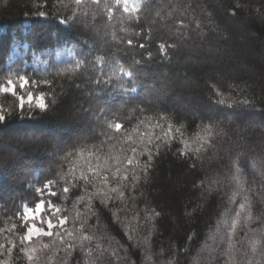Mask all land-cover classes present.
I'll return each mask as SVG.
<instances>
[{"label": "trees", "instance_id": "trees-1", "mask_svg": "<svg viewBox=\"0 0 264 264\" xmlns=\"http://www.w3.org/2000/svg\"><path fill=\"white\" fill-rule=\"evenodd\" d=\"M124 7L0 0V87L15 86L0 91V264H225L228 254L235 264H264V0ZM49 181L57 196L44 199L68 218L71 256L58 236L21 243L16 210ZM114 186L125 196L113 194L106 208L93 194ZM245 197L252 217L244 225L242 212L229 247ZM218 227L223 247L209 252Z\"/></svg>", "mask_w": 264, "mask_h": 264}, {"label": "snow or ice", "instance_id": "snow-or-ice-1", "mask_svg": "<svg viewBox=\"0 0 264 264\" xmlns=\"http://www.w3.org/2000/svg\"><path fill=\"white\" fill-rule=\"evenodd\" d=\"M92 3L96 4L99 2V0H91ZM120 0H117V3H119ZM75 5L79 6L82 4V0H74ZM124 3V11L127 12L128 9V0H123ZM136 7H133V11L136 10ZM40 16H44L45 13L44 12H40L39 13ZM129 44L132 43V41H128ZM140 47H144V45H140ZM161 50H163L164 45H161ZM125 75L131 76L132 73L131 72H126ZM20 88L23 89L25 87V84L27 83V81L25 80L24 76L20 77ZM0 91L3 92H9V93H14L15 92V86L13 85V82L11 80L8 81V87H0ZM27 99L29 102L32 101L33 99V95L32 93H28ZM20 102H21V106H23L24 104V97L21 96L20 97ZM39 106L41 108L44 107L43 104V100L42 98H40V104ZM4 117L0 116V120H3ZM123 125L121 123H115L114 124V129L115 131L118 133L120 132V130L122 129ZM108 128L111 129L113 128L112 124H108ZM101 134L103 135H107V132L105 129H101ZM133 152L136 151L135 148L132 149ZM128 164H132V159L129 158L127 161ZM90 171H94L93 169H90ZM119 169L116 170V172L112 173V179L116 180L117 176L119 174ZM237 173L239 175H242V172L239 168H237ZM96 175L98 176L99 173H96ZM123 180H127L128 177L127 176H123L120 177ZM83 179L85 181H89V177L88 176H84ZM233 179L237 180V183L239 184V179L238 176H234ZM101 180L103 181L104 185L107 186L108 184V180L109 178L107 176L101 177ZM51 181H49L48 183H46L43 188H36L35 192H36V197L33 198L32 202H29L28 204H26L23 209H19L17 208L16 210V215L17 217L23 222L22 223V228L25 229V233L24 235L21 237V243H25V242H30L33 241L34 237H53V236H58L60 237V242L62 244L65 245L66 248V255L71 256L72 250L74 248H76L77 246L74 243L68 242L65 244V237H72L74 236V232L68 230L67 228H65V224L68 220L67 217H62L59 215L60 213V209L57 208L55 206V204H53L51 201H46L44 199L45 196H49V197H56L57 193L56 192H49L47 191V189L50 188L51 186ZM213 183H216V181H214ZM63 191L65 193L69 192V188L65 187L63 189ZM118 193V197L119 198H124L125 196V192L124 191H119L118 187H111L108 189V191H103V190H97L96 193H94L93 195L98 196L100 198L101 203L104 205V207H108L109 203H115L116 202V197L113 194ZM238 195V193L233 192L232 196L229 198L230 202H235V198ZM91 199V198H90ZM80 200H83V197L80 198ZM80 202V201H77ZM34 205V206H33ZM87 211L89 213H91L92 215H96V213L92 212V207L93 205H91V203H89L87 206ZM247 208V212L248 215L246 217L243 218L244 221V225L247 224L248 220L251 219L252 217V213H251V203L248 197H245V202L243 203H239V207L237 209H234V213L235 216L234 218H232L231 220V228L227 233V240L229 241V247H232L231 245V240L232 237L234 236L237 228H238V224L240 223L241 217H242V212ZM80 213H77V218H80ZM99 222V220H98ZM117 222H119L117 220ZM225 224L228 223L227 220L224 221ZM87 224V217H84L82 219V226ZM16 229V225L13 224L11 229H9V231L14 232ZM220 233V228L218 227L216 229L215 233H212L208 236V241H211L212 243L209 244L207 241L205 242L204 248L207 249L209 252H213L216 250V248L218 247H223V241H224V237L221 236L220 237V242H217V234ZM81 239L83 241H91L92 240V236L90 235H83L81 237ZM9 243H11V241H9ZM259 243V241L253 240L252 241V250L255 251L256 249V245ZM4 245L0 244V248H3ZM45 248L48 247V245H44ZM97 248H99V245H96ZM81 250L83 251L84 255L86 256H92L94 249L91 248H87L83 245H80ZM24 249H22L23 251ZM10 251V249H9ZM29 251H35V249H29ZM27 254V253H26ZM113 255L114 256H118V252L117 250H113ZM27 259L29 261H31L33 259V256L31 255H27ZM146 259H150V257H147ZM225 264H235L234 259L231 257L230 254H228V259L225 261Z\"/></svg>", "mask_w": 264, "mask_h": 264}, {"label": "rangeland", "instance_id": "rangeland-1", "mask_svg": "<svg viewBox=\"0 0 264 264\" xmlns=\"http://www.w3.org/2000/svg\"><path fill=\"white\" fill-rule=\"evenodd\" d=\"M3 87H8V85H4ZM24 100H27L28 101V99H27V97L24 99ZM33 100V99H32ZM34 100H36V102L38 103V104H40V96H37Z\"/></svg>", "mask_w": 264, "mask_h": 264}]
</instances>
